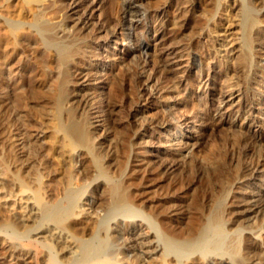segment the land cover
Here are the masks:
<instances>
[{
	"label": "bare ground",
	"instance_id": "1",
	"mask_svg": "<svg viewBox=\"0 0 264 264\" xmlns=\"http://www.w3.org/2000/svg\"><path fill=\"white\" fill-rule=\"evenodd\" d=\"M104 1L91 2L102 12L104 46L118 43L119 34L123 42L135 41L133 48L121 47L119 53L107 49L104 63L144 58L142 70L121 73L132 91L125 98L132 104L140 142L113 139L108 152L106 141L96 142L89 128L92 104L85 84L91 72L83 66L94 41L87 16L79 11L84 1L0 0V214L3 209L16 213L0 215V242L12 258L33 264H264V121L255 118L263 108L253 97L254 84L258 87L264 75L256 61L264 49V0H212L205 17L194 20L198 40L216 38L212 55L201 60L190 50L187 35L185 40L178 33L193 21L196 0H175L173 18L169 9L174 0ZM236 8L240 13L228 18L234 37L221 40L209 23L220 9L229 13ZM149 12L154 13L151 24L144 21ZM150 32L155 34L152 41L166 45L154 62L147 59L149 45L143 38ZM184 57L194 70L209 64L199 81L207 86L208 109L194 116L193 126L208 121L211 111L225 110L222 116L230 117L224 148L212 155L210 150L211 156L202 159L172 147L170 137L191 140L192 131L178 133L179 125L183 128L188 121L176 118L169 102L160 104L164 119L146 118L140 116L141 104L129 96L141 93L138 86L146 70L144 83L157 85L159 75H175ZM213 63L226 76L219 106L214 99L218 89L210 88L220 74L211 68ZM112 67H107L110 93L101 99L114 118L115 100L128 86ZM235 75L244 84L230 81ZM168 91H159L160 98L166 99ZM44 129L47 136L33 134ZM142 142L152 148L145 162L151 169L146 171L142 164L132 168L134 161H145L132 154ZM153 193L154 201L148 198ZM29 222L33 225L26 229Z\"/></svg>",
	"mask_w": 264,
	"mask_h": 264
},
{
	"label": "rangeland",
	"instance_id": "2",
	"mask_svg": "<svg viewBox=\"0 0 264 264\" xmlns=\"http://www.w3.org/2000/svg\"><path fill=\"white\" fill-rule=\"evenodd\" d=\"M83 1H84V4L82 6L83 8L81 7L79 9V11L85 17L87 16V20H88V23H89L88 26L90 25V29L88 30V34H90L91 32L93 33V34L91 33L90 35L92 36L93 41H94L93 44H92V47L90 48L89 58L87 59L86 65L83 66L84 70H89L90 69V72H91L90 77H89V79H91V80L85 84V86H87V88H85V93H89V95H88L89 103L91 102L92 105L94 103L93 106L90 104L91 105V110H90V114L89 115L91 116V118L92 117L93 118L91 119L92 125H90L89 128H90V131L92 132L93 138L94 139L96 138L95 139V140H97L96 142H104V141H106V143L103 145V147L105 148V152H108L110 150V143L112 141L115 142V140H116V142H118L117 140H120L121 142L122 141H127L128 143L140 142V140L138 138L139 134H136V132L139 131V128H138L139 126H138V124L136 122V119L132 118V108H131L132 104L131 103H126V98H125L126 95H128V93L130 94L132 91H131V88H129L130 87V85H128L129 83L128 84L125 83L124 79H122L123 78V76H122L123 72L122 71H124L126 68L130 69V70H134V69L138 70V71L142 70L141 67L143 65V59L144 58H141V57H137V58L129 57L128 58L127 57L128 59H127L126 62L124 61V63H118V61L115 60V62L113 61L112 63H106L105 64L104 60H106L107 58H105L106 56H104V55L108 54L107 53V49L110 50L113 53H119V50L121 49V47L128 46L130 48H133L134 45H135V41H132L130 43L128 41L123 42L121 40L122 39V35L119 34L117 36V38L120 39L121 41L119 40V42L117 43L116 40H115L114 42L110 43L108 45V47H105L104 44H103V39L106 36V34L103 31L104 28H102V25H101V21H102V16L101 15L102 14H99V13H102V12H101V10H99L100 7H97L95 9L92 8V6H93L92 3L94 2V0H91V1L90 0L89 1L88 0L87 1L83 0ZM105 1H104V4H105ZM210 2H213V1L212 0H196L195 6H194V10H193V13L191 15L194 18V19H192L193 21H191L190 26L186 25L187 28L186 27H184V28L182 27V28H180V30H178V33L181 34V37L183 36L182 38H184L187 35L185 37L187 39V42H188V40L189 41L191 40L190 41V45H191L190 46L191 47L190 50L192 52H194V54L198 57V60H201V58H203L205 56H208V55L211 56L212 53H213L214 45H216V42H214L215 39H216L215 37H213L214 35L212 36L213 38L212 37H206V39L205 38H202V39L200 38L198 40V38H196V36L193 33L194 20H196V18H198V19L201 18L205 14V12H207V8L210 7V5H209ZM239 9L236 8L235 10H232L229 13L226 10L220 9L219 13H217V15L215 16L216 19H215V21H213L214 23L212 21L209 23L210 24L209 30L210 31L217 30L218 31L217 37L220 38L221 40H224V41L225 40H227V41L231 40V38L234 37V34H232V33H235L236 30L235 29H232V30L229 29V28L233 27L232 26L233 25V23H232L233 21H230L228 18H229V15L231 13H232V15H234V16L236 15L237 16L240 13ZM169 10H170L171 17L173 18L175 16L174 14H175V10H176L175 0L173 1V3H172V5H171ZM84 11H85L86 14L84 13ZM263 12H264V10H263ZM153 15H154V13L149 12L147 14V17L144 19V21H146V22H148L150 24L153 23V21H154V16ZM195 15H197V16H195ZM203 17H205V15ZM123 18L125 19V16H123ZM133 22H136V20H133ZM169 28H171V26H169ZM206 31H207V29H206ZM125 33H126V36H127L129 34V31H125ZM154 35L155 34L153 32H150L148 35H146L147 37L145 35L143 36L144 39L147 38L146 44L149 45V49L146 52L148 57L147 56L146 57H147L148 61H151V62H152V60H153V62L157 60L156 58H158L160 56L159 54H160L161 51H162L161 54H163V52H164L163 50H165V46H166L162 41H159V40L158 41H152V38H153ZM193 36H195V37H193ZM163 44H164V46H163ZM259 49H260V47H257V49H256L257 52H259L261 50L259 52V57H257L256 61L260 62L259 63L260 65L262 63L261 68H262V71L264 72V55H262V54H264V49H260V50ZM117 58L118 57H116V58L113 57L112 59H117ZM106 62H107V60H106ZM180 63L181 64L176 67V69H175V71L173 73L175 75L168 76V78L164 77L163 75L162 76L159 75L160 80H161L162 83L159 81L160 83L157 84V85H154L153 83L148 84V82L144 83V81H146V77H147V75L149 73L146 70L144 73H142L143 75L141 74L142 82L138 86V91H141V93L138 94V92H137V93H133V94H131L129 96L130 97L132 96L131 100H132V102L134 104L138 103V102L141 104L142 112H141L140 116H142V117L145 116L146 118H150L151 117V118L164 119L163 116H165L164 115L165 112H163L162 109L160 108V104L164 100L166 102H169L170 103V107H171L170 110L172 111V113H174V115H176V113H177L176 118H182L183 120L187 119V121H188V123L185 126H183V128L181 127V125H179L178 133H180V132H184L185 133L186 129H189V128L192 131V134H191L192 135V139L191 140L184 139V137H181L179 140L176 139L175 137H170V141L172 143V147L174 146L173 147L174 149L182 150V152H186V153L188 152L187 156H191L193 154L196 158L198 157L199 159H202L204 156L205 157L211 156L213 151H214V153H217L219 150H221L222 146L224 148V145L227 142V138H229V136H228L229 134L228 133H230V129H228L229 126L227 124L230 121V117L226 118V117L222 116L221 113H223V111L225 112V110H223L222 112L211 111V113L209 115L210 119L208 121H206L202 125L199 122L196 127L193 126L194 124H197L196 123L197 121L195 122L196 119H193L194 116H196L197 114H199V116H202V115H204L205 110L208 109V100H207L208 98L204 94V91H203L207 86H204V83L200 84L199 81L202 79L204 72H206L208 70L207 68L209 67V64L208 63H205V64L202 63L201 67H199V68L194 70V69H192L193 68V66H192L193 62L191 60H188L187 57L182 58ZM111 64H114V67H112V68H113L114 72L116 71L115 74H118L117 76H119V77L121 76L120 81L121 80L123 81V83H122V81H121V83L123 85L128 86L126 91H125L127 94L124 93L122 95V97H119L120 100L119 99L115 100V102H117L116 103L117 106H116V110H115V113H114L115 114L114 118H112L108 114V112L105 111L106 110L105 102H104V100L101 99L102 97H105V96H107L110 93V90H108L109 89V85H110L109 84L110 83L109 82L110 77H108L109 76V73H108L109 72V68H107V67H109ZM117 65H119V66H117ZM124 65H125V68L123 67ZM138 65H139L140 68L138 67ZM91 66H93V67L91 68ZM102 67H104L105 70H101ZM211 68L212 69H216L218 72H220V68H219V66L217 64L213 63ZM189 70L193 71V73L191 72L190 77H187V74H188ZM98 73L100 75H102V76H99ZM197 73H200V74L198 75ZM221 74L222 73L220 72V74L218 75L217 79L214 80V81H211V85H210V88H217L218 89L217 90L218 94H216L215 98H214L215 101H217L216 102L217 106H219L217 103L221 104V100H222L220 93H224L226 91V87H225L226 86L225 85L226 84V82H225L226 81L225 80L226 76H222L223 74L222 75ZM231 74H234V73H231ZM239 75H238V77H237V75H235V77L232 76L230 81H234V78H235V81L237 80V82H240V84H244L243 81L241 80V77H239ZM230 76L231 75H229V77ZM236 77H237V79H236ZM162 78H164V79L162 80ZM260 78L261 77H259V81L261 82V84H258V87H257V82L254 84V88L255 89L257 88L258 90L259 89L260 90L258 91L256 89L257 93H256L255 96L253 95V97L256 100V102H258V103L260 102L259 104H261V108H263V109H261V112H257L256 111L254 113V114H256V116L255 115L254 116H255V118L257 117L258 119H260V120L262 119L264 121V75H263V78H261V79ZM100 80H101V82H100ZM172 80H173V82H172ZM97 81H99V82H97ZM82 82H83V80H81L80 84H82ZM90 83L93 84V85H91ZM168 85H170V88H169ZM203 87H204V89H203ZM166 90H169L168 92H166L167 93L166 96H167V98H169V101H168L167 98H166L167 100L160 98L161 92H159V91L163 92V91H166ZM136 94H138V95H136ZM218 97H220V99ZM92 101H94V102H92ZM196 105H198L199 107L196 106ZM223 107H225V103L222 105V108ZM92 108H93V110H92ZM197 108H198V110H197ZM130 112H131V115H130ZM152 113H153V115H152ZM148 114H149V116H148ZM189 121H191V122H189ZM211 126L214 127V130L210 129ZM226 128H227V130H226ZM256 128L257 127H254V129H256ZM37 132L38 131L35 130V131H33V134H35V135L39 134L38 136H41V137H43L44 135L47 136L48 129H44V130H42V132L39 130V132L38 133ZM102 133H104L103 137H101ZM106 135L108 137H106ZM125 135H126V137H125ZM131 135H133V136H131ZM123 137H125V140H124ZM122 138H123V140H122ZM156 138H158V136H156ZM113 139H115V140H113ZM160 139L162 141H165V139L162 136L160 137ZM45 141L49 143L48 138L46 139V137H45V139L43 141L44 142V147L46 146L48 148L49 145ZM107 141H109V142H107ZM153 141L158 142L159 140L153 139ZM182 142H188V143L186 145L182 146L181 145ZM222 144H224V145H222ZM168 145H169V143H168ZM137 146L138 145L135 146L136 148L135 147L133 148V151H132L133 153L132 154L135 155V158H138L137 156H139L140 158H145V161L144 162H136V161H134L133 165H135V166H132V168L135 167L134 169H138L139 168V164H142L144 166L140 165L141 169L143 171H146V170H148L151 167V164L147 165V164H145V162H147L150 159L148 151H150L152 148H144L145 145L143 144V142H142V144L139 145V147H137ZM210 150H211V152H209ZM22 151L23 150H21L19 152L20 155L22 153H24ZM208 152L211 155L208 154L209 155L208 156L207 155ZM45 153H46V151H44L41 154L43 157L41 156V157H38V158L40 160L45 159L44 158ZM147 154H148V156H147ZM194 156H192V157H194ZM246 159H248V158H246ZM147 167H148V169H147ZM154 169H155V171L157 170L156 167ZM154 195H155V193L149 195L148 198L151 197L150 199L154 201V200H156V196H155V199H154ZM179 197L180 198H184L185 196H184V194H181ZM179 200L183 201V199H179ZM0 203H3V202H0ZM1 206L2 205H0V207ZM2 212L5 213V214H2V215L0 214L2 217H4L3 215L15 216L14 214H16L15 211H8V209L7 210L3 209ZM0 221H2V219ZM262 223H263L262 225L264 226V221ZM26 225H27V228L26 227L25 228L29 229L28 227H31L33 225V223L29 222ZM25 228L24 227H20L18 229H21V231H23ZM263 235H264V231H263ZM6 253H7V255H6ZM68 256L70 257V255H68ZM22 263L23 264H33V263H28V261H22L19 258L18 259L17 258L16 259L12 258V253H10V250L6 249L5 245L0 242V264H22Z\"/></svg>",
	"mask_w": 264,
	"mask_h": 264
}]
</instances>
